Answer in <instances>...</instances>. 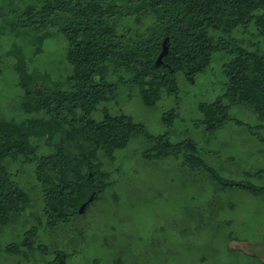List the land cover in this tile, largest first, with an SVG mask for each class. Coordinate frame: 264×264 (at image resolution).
I'll return each instance as SVG.
<instances>
[{"label": "trees", "instance_id": "16d2710c", "mask_svg": "<svg viewBox=\"0 0 264 264\" xmlns=\"http://www.w3.org/2000/svg\"><path fill=\"white\" fill-rule=\"evenodd\" d=\"M0 32L21 40L34 58L47 39L63 36L71 69L62 82L49 70L29 74L26 53L19 51L16 67L28 91L18 106L24 117L0 121L3 226L32 203L21 183L26 167L41 187V216L53 228L86 215L115 185L106 162L116 161L134 138L150 143L147 159L171 156L187 167L209 169L196 141L171 142L176 109L163 113L167 132L154 136L132 116L112 113L109 104L125 88L138 89L145 107L164 95H173L179 107L178 76L195 83L214 54L228 59L225 93L199 104L197 127L213 135L230 120L232 106L243 104L264 132V0H16L0 5ZM16 162L22 171L11 168ZM257 174L264 177V169ZM229 185L264 194V186Z\"/></svg>", "mask_w": 264, "mask_h": 264}, {"label": "rangeland", "instance_id": "374dc122", "mask_svg": "<svg viewBox=\"0 0 264 264\" xmlns=\"http://www.w3.org/2000/svg\"><path fill=\"white\" fill-rule=\"evenodd\" d=\"M14 1L0 0V5ZM22 43L0 32V121L24 117L18 106L28 89L16 67L19 51L26 53L29 74L49 70L54 81L62 82L71 71L66 70L63 36L47 39L35 58ZM15 50L17 57L11 54ZM227 61L214 54L195 83L179 75V107L173 95L145 107L138 89L125 88L109 104L112 113L132 116L154 136L167 132L162 115L176 109L179 117L171 142L196 141L211 171L187 167L171 156L147 159L143 154L150 143L134 138L116 161L106 162L115 185L86 215L53 228L41 216V187L26 167L27 175L20 181L32 203L14 221L0 224V264H264V194L227 186H264V177L257 174L264 169V132L256 128L260 122L239 104L232 106L230 120L213 135L196 125L202 119L199 104L215 102L225 93ZM94 116L100 118L99 113ZM10 166L22 171L19 162Z\"/></svg>", "mask_w": 264, "mask_h": 264}, {"label": "water", "instance_id": "95a60500", "mask_svg": "<svg viewBox=\"0 0 264 264\" xmlns=\"http://www.w3.org/2000/svg\"><path fill=\"white\" fill-rule=\"evenodd\" d=\"M161 57H162V55L160 56L159 61H160Z\"/></svg>", "mask_w": 264, "mask_h": 264}]
</instances>
